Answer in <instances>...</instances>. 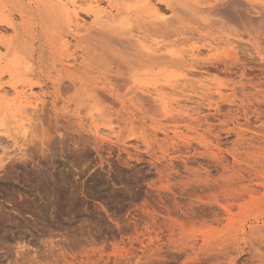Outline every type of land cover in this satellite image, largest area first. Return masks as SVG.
<instances>
[{
  "label": "rangeland",
  "instance_id": "374dc122",
  "mask_svg": "<svg viewBox=\"0 0 264 264\" xmlns=\"http://www.w3.org/2000/svg\"><path fill=\"white\" fill-rule=\"evenodd\" d=\"M190 1L208 6L214 0ZM138 2L0 0V264H227L230 259L259 264L251 256L264 247V106L246 102L250 91L238 88L244 81L233 73L224 76L204 65L218 57H236L250 75L259 58L245 39L228 34L224 36L228 40L219 38L210 30H187L178 36L175 29L160 38L165 49L182 53L190 66L188 72L197 74H188L186 81L163 92L173 120L140 121L125 134H113L101 123V132L95 134L92 126L83 123L81 133L70 131L77 139L67 131L57 134L54 141H46L37 125L53 79L71 62L65 56L49 57L38 29L35 38H28L25 16L30 15L34 24V9L50 5L66 15L64 20L74 30L75 21L90 23L96 10L111 11L108 16H112L115 6L122 9ZM247 2L264 8V0ZM164 9L158 8L159 13L168 15ZM238 9L234 8L236 17ZM217 18L226 20L227 16L220 13ZM16 32L21 37L19 45L13 43ZM26 65L29 70L25 71ZM215 76L225 85L219 87ZM19 92L25 94L21 99ZM230 101L243 107L229 113ZM18 102L26 113L18 109ZM12 115L17 116L14 121ZM6 120L13 123L6 125ZM67 120L74 130L79 129L77 120ZM227 131L232 135L225 142ZM164 133L168 134L165 140ZM217 140L222 144L217 145ZM184 142L203 155L186 164L174 160L172 168L165 165L169 154L184 150ZM122 144L138 147H131L142 157V162H133L135 168L124 152L119 154L123 164L110 165L116 163L117 147Z\"/></svg>",
  "mask_w": 264,
  "mask_h": 264
},
{
  "label": "bare ground",
  "instance_id": "6f19581e",
  "mask_svg": "<svg viewBox=\"0 0 264 264\" xmlns=\"http://www.w3.org/2000/svg\"><path fill=\"white\" fill-rule=\"evenodd\" d=\"M153 1L156 3L155 5H157L156 7H158V5L160 7L163 6L165 8L164 13H167L168 15L159 13L158 8L160 7L156 8L154 5H152L151 0H139L136 5H127L122 9H119L118 6H115V14L112 16H108V13H111V11L106 13L104 11L96 10L93 12L94 18L90 23L87 22L88 24L79 25L80 23L75 21L76 24L73 26L74 30H72L70 23L64 20V18H66V15L64 16V14L50 5L40 6L42 7L41 9H34V12L31 13V16L35 17L34 24H31V21L29 20L30 15L25 16L24 26L27 37L35 38L34 32L35 29H38V31L41 32L42 37L44 38V44H42V47L47 50L49 57L57 59L58 57L61 58L65 56L66 58H68V61L70 60L71 62H68L71 66H62L64 72L62 71L61 75L59 73L58 77L56 76V78H52L53 82L51 83V93L49 94L48 99L45 98L46 100L43 102L40 110L41 112L39 113L40 116L37 125L41 126L46 141H54L58 139L59 135L57 134H59L60 132H64L63 134H67L65 133L67 131L69 133L70 131L81 133L80 127L83 123L84 127L85 124H87V127L88 125L92 126L95 134L101 132L98 129L100 123L102 124L100 125V127H105L113 134L115 131H118V133L124 132L125 134V131L132 129V127L140 121L149 120L154 122L162 120H173L172 111L169 108L170 104H168V102L166 101L163 92L167 89H172L175 85L181 82L186 81L188 74H196H194V72H188V68L190 66H188L187 61L185 60L186 58L183 57L182 53H176L173 50H167L164 48V45H161L162 41H159L160 38H165L169 33L173 32V29L178 32V36H183L187 30H210L218 34L219 38H222L226 34H228V36H232L237 39H245V43L247 42L252 46V48L255 50V53L258 55L257 57L259 58L258 59L256 57L258 59V64H256V66L253 64L256 63L255 61L253 63L250 62L251 64H253V66H255L252 72L250 71L252 74L250 73L249 75V71L247 73V70L245 72V67L243 65L244 62L242 64L239 63V59L236 57L234 58L233 56L232 58H234L235 60L237 59V61H235L234 59H230L231 55L229 56L230 58H226V60H221L219 59L220 57H218L217 59L208 60L206 63H204V65H208V68H210L209 70H215V72H223L224 76L231 75V73H233L241 81H244V84L238 86V88L243 91L247 89L248 91H250V94L247 96L246 102H248L251 106H264L263 7L255 4L249 5L247 4L248 0H214L208 6H201L199 5L200 3L194 4V2H191L190 0ZM99 5H101V3ZM247 6L250 7L251 10H247L245 8ZM235 7L239 8L237 10V12L239 13L238 17H236L235 15L236 11L234 12ZM77 13H75V17L77 16ZM220 13L226 14L227 19H218L217 17ZM70 15L72 18H74L72 14ZM104 18H106V20H103ZM73 20H75V18ZM64 37H68L66 38V41L63 40ZM184 38L182 39L181 37L182 41L185 40ZM224 38L227 40L229 39L227 37ZM20 42L21 37L16 32L13 43L15 45H19ZM207 43L208 42H206V44ZM240 43L241 42H239V44ZM193 44L195 45V43ZM206 46L208 47V44ZM254 60L256 59L254 58ZM26 66V68L24 67L25 71L29 70V66ZM233 69H237V72H234ZM25 71H23L24 74ZM27 74L26 76H28ZM217 74L220 75V73ZM150 77L151 80L145 82V79ZM218 78L219 77H217L216 79V76L214 78L216 79V84H219L220 80H223L221 78ZM39 82H41V80ZM221 84L222 83L220 82L219 87ZM223 85H225V83H223L221 86ZM232 87L235 88L234 85ZM40 88L42 89L44 87ZM225 88L228 87L224 86V89ZM30 92H32V89ZM24 95V93L19 92L17 98L21 99ZM34 96L36 97V95ZM5 103L6 102H4L3 104L5 105ZM19 103L20 102H18L17 105L18 109H21L20 111L24 110L21 106L19 107V105L21 104ZM7 105L8 104L6 103V106ZM17 106L14 105V108L17 109ZM228 107L229 113H231V110L233 108L240 109L243 106L235 104V101H230ZM215 111L219 112L218 109H215ZM6 114L8 115H6L8 118L10 114ZM215 116L213 114V117ZM16 117V115H12L10 120L12 119L14 121ZM67 117L69 118V120H77V123L79 125L78 130H74V126L69 123L70 121L67 120ZM208 119L210 121L213 118L210 119L209 116ZM201 120L207 121V119ZM13 121H7V123L5 124L9 125L8 123H13ZM20 121L22 122L21 124L23 127V122L25 121V119L21 117ZM14 128L16 129L17 127L15 126ZM38 128L37 131H39L40 129ZM163 128L164 127H161L160 129ZM90 132L92 131L89 130V133ZM63 134H61V137ZM121 135L122 134H120V136ZM230 135H232V131L225 132V142H228ZM80 136L82 135H78V140L81 139L80 143H82L84 139L82 141V138H79ZM167 136L168 134L164 133L163 139H167ZM71 137L73 138V136ZM74 138L77 139L75 135ZM86 141L87 140H85V142ZM50 143L51 142H49V144ZM216 143L217 145L222 144L221 140H217ZM111 144L113 143L111 142ZM181 144L184 147L183 151L179 149L174 153L171 151L172 154H169L170 151L168 150L169 158L168 160H165L163 162L165 163V165L171 167L174 163V160L186 164L187 162L185 161L193 160L198 156L203 155L199 148L194 146L192 147V145L185 144V142ZM129 146H127V144L126 146L123 144L119 145L117 147L118 151H120L118 152V155L121 152H124V154H126V156L128 157L127 159L129 161H132V166L133 162H142V157L138 155L139 152H134V150H132V148L137 150L138 147L136 146V148L131 146V148ZM149 150H151V148H149ZM185 150H188L189 153L184 154ZM146 155L148 156V154ZM119 157L117 158L116 163H113V161L112 163H110V165H119L120 163L123 164L124 162L121 161L123 158L120 155ZM143 160L147 162L145 159ZM199 162H201V160H199ZM148 165L147 167L149 168ZM132 166L129 168V172L131 171L130 169L132 168ZM133 167L135 168V166ZM87 168L85 169L87 170ZM119 168L122 169V166ZM126 168L128 169V167ZM81 170L83 171L84 169L81 168ZM149 170H151V168ZM131 172L133 173V170ZM108 173L112 172L109 171ZM78 175L75 176L78 177ZM254 253L255 254L251 256V258L253 259L252 261H256L259 264H264V247L255 250ZM223 255H225L227 259L229 258V254L224 253ZM217 256L218 255H213L214 258H218ZM6 257L8 258V256ZM227 264H238V261H235V259H230L228 260Z\"/></svg>",
  "mask_w": 264,
  "mask_h": 264
}]
</instances>
